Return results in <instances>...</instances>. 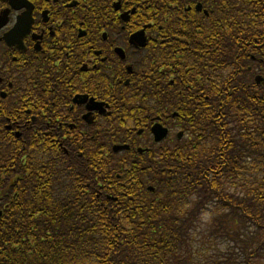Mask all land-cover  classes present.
Wrapping results in <instances>:
<instances>
[{
	"label": "trees",
	"instance_id": "1",
	"mask_svg": "<svg viewBox=\"0 0 264 264\" xmlns=\"http://www.w3.org/2000/svg\"><path fill=\"white\" fill-rule=\"evenodd\" d=\"M133 1L136 18L160 17L166 30L173 28V20L197 17L195 9L186 8L199 2L226 12L211 18L234 19V7L241 5L239 17L264 19L259 6L264 0ZM179 25L188 28L183 47L192 53L196 100V92H202L196 83L201 82L204 52L233 49L235 42L219 40L202 22ZM257 25L264 33V22ZM215 28L223 31L221 25ZM229 93L223 97L226 121L215 124L210 140L202 114H195L191 142H178L176 151L161 153L159 163L146 153L142 162L118 165L105 157L100 145L97 152L83 157L68 149L47 152L43 140L35 137L24 144L0 145V264L261 261L264 109L255 125L239 116ZM180 109L185 111L186 101ZM208 208L214 214L210 235L216 241L226 237L236 243L242 251L240 263L231 258H201L202 250H194L191 237Z\"/></svg>",
	"mask_w": 264,
	"mask_h": 264
},
{
	"label": "flooded vegetation",
	"instance_id": "2",
	"mask_svg": "<svg viewBox=\"0 0 264 264\" xmlns=\"http://www.w3.org/2000/svg\"><path fill=\"white\" fill-rule=\"evenodd\" d=\"M196 6L186 8L197 12L189 22L235 44L204 52L195 100L192 53L183 47L188 28L178 26L187 20L166 30L160 17L136 18L133 0H0L1 147L35 137L47 152L83 157L100 145L118 165L142 162L146 153L159 163L161 153L191 142L195 114L210 140L215 124L226 121L228 91L239 116L256 125L264 109V33L257 25L264 19L239 17L241 5L229 20L210 17L224 10ZM138 33L144 42L134 39ZM156 124L168 129L160 141ZM114 144L131 148L115 153Z\"/></svg>",
	"mask_w": 264,
	"mask_h": 264
},
{
	"label": "rangeland",
	"instance_id": "3",
	"mask_svg": "<svg viewBox=\"0 0 264 264\" xmlns=\"http://www.w3.org/2000/svg\"><path fill=\"white\" fill-rule=\"evenodd\" d=\"M213 216L214 214L208 208L199 219L191 237L192 244L195 246L194 250H202L201 258L219 257L222 260L231 258L240 263L243 259L242 251L239 246H236V243L226 237L218 238L216 241V237L210 235V225L213 222ZM256 264H264V258L261 261H257Z\"/></svg>",
	"mask_w": 264,
	"mask_h": 264
},
{
	"label": "water",
	"instance_id": "4",
	"mask_svg": "<svg viewBox=\"0 0 264 264\" xmlns=\"http://www.w3.org/2000/svg\"><path fill=\"white\" fill-rule=\"evenodd\" d=\"M197 8L198 9L201 8V4L200 3L198 4ZM134 39L137 40V42H144V40H145L142 37V34H139V33L137 34L136 38H134ZM161 129H162L161 126H158V125L155 126L154 129H153L157 138H162L165 135V133H166L164 130H163L164 133H162ZM114 148H115V150H119L120 148H125V146L116 145ZM1 215H2V211H0V217H1Z\"/></svg>",
	"mask_w": 264,
	"mask_h": 264
}]
</instances>
